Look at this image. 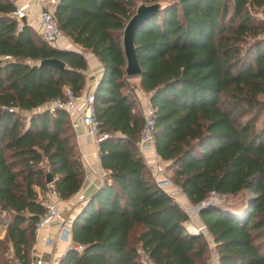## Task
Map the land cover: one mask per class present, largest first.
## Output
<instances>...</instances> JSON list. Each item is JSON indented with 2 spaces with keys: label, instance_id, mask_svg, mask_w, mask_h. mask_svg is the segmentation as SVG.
<instances>
[{
  "label": "trees",
  "instance_id": "obj_1",
  "mask_svg": "<svg viewBox=\"0 0 264 264\" xmlns=\"http://www.w3.org/2000/svg\"><path fill=\"white\" fill-rule=\"evenodd\" d=\"M150 3L156 0H141ZM0 0V264H31L38 189L59 200L83 170L61 109H42L84 85L82 52L44 42ZM134 0H58L62 35L101 65L92 90L103 171L72 217L70 246L57 264H207L209 248L188 216L158 188L135 142L141 118L124 77L121 29ZM138 88L154 116V152L192 205L210 192L249 197L241 214L217 205L198 212L217 264H264V0H177L134 35ZM5 56L9 58H4ZM54 58L62 69L38 62ZM49 174L51 183L45 182Z\"/></svg>",
  "mask_w": 264,
  "mask_h": 264
},
{
  "label": "built area",
  "instance_id": "obj_2",
  "mask_svg": "<svg viewBox=\"0 0 264 264\" xmlns=\"http://www.w3.org/2000/svg\"><path fill=\"white\" fill-rule=\"evenodd\" d=\"M12 2V0H10ZM58 0H30L19 5H14L10 16L17 21V27L22 25V21L30 26L39 37L49 45L59 48V40L63 37L54 19V10ZM4 58H9L5 56ZM92 85H88L81 93L75 94L69 87L63 88L62 99L50 101L42 106V109H61L68 118L71 129L82 125L85 128L86 137L97 145L101 140L108 137L106 133L100 132L97 120L95 118V108L93 104ZM141 118V127L135 146L141 156L146 152H154V116L153 110L148 102L147 96L140 94L134 96ZM162 162V161H161ZM164 163V162H163ZM165 166L158 161L154 155L149 171L154 179L155 185L162 189L166 195L174 199L181 194L178 187L173 185L167 177H162ZM56 193L49 188L38 200L43 208V214L38 218L34 225V230L54 223L57 227V236L55 238L45 237L44 243L54 245L56 241H62L72 246L76 251L81 250V246L73 244L71 240V222L72 217L65 215V207L56 202ZM223 195L210 192L208 197L202 202L186 208L183 211L188 216L198 214L201 207L207 202L221 204ZM186 223V229L193 234H201L207 245L213 247L212 239L208 234L203 223L198 226ZM213 257L216 259L214 253ZM141 261L145 264H152L143 252H140ZM57 260H52L50 264H57ZM33 264H41L40 259H36Z\"/></svg>",
  "mask_w": 264,
  "mask_h": 264
},
{
  "label": "crops",
  "instance_id": "obj_3",
  "mask_svg": "<svg viewBox=\"0 0 264 264\" xmlns=\"http://www.w3.org/2000/svg\"><path fill=\"white\" fill-rule=\"evenodd\" d=\"M30 2V0H12L13 5H19L23 2ZM61 49H71L80 51L83 54L86 63V69L84 70V85L83 89H86L88 85H92V88L96 85L100 75H101V65L96 57L91 53L86 51H81V49L70 42L68 38L63 36L59 40L58 44ZM127 79V78H126ZM129 84L133 88V96L140 95L144 93L137 86L136 82H132L127 79ZM70 142L73 145L74 151L78 154L80 163L83 170V179L79 189L67 200H59L56 198V202L59 205H63L66 209L65 215L73 217L76 212H78L80 206L88 199V197L99 187L103 171L99 165L98 160V147L94 145L91 140H89L85 135V128L82 125L77 126L74 129H71V138ZM155 152H146L142 155L143 161L147 168L149 169L153 160ZM157 157V156H156ZM158 161L165 166L164 174L162 177L168 178V170L166 169L167 163ZM38 198L42 195L36 189ZM183 210L193 206L186 197L181 193L173 199ZM186 223L194 226L201 224V219L198 214H193L190 216L189 221ZM185 223V225H186ZM187 224V225H188ZM4 234V229L0 226V238ZM57 236V227L54 223H51L37 232H35L34 241L30 249V256L32 257L31 264L34 263L36 259L41 260V264H50L52 260H57L63 255V253L70 247L68 243L62 241H56L52 245L44 243L45 237L55 238ZM210 252L207 264H217V260L213 257V247L208 246Z\"/></svg>",
  "mask_w": 264,
  "mask_h": 264
},
{
  "label": "water",
  "instance_id": "obj_4",
  "mask_svg": "<svg viewBox=\"0 0 264 264\" xmlns=\"http://www.w3.org/2000/svg\"><path fill=\"white\" fill-rule=\"evenodd\" d=\"M177 0H156L150 3H144L141 0H134V10L132 15L125 21L121 29L120 45L124 58L123 73L124 77L138 78L141 74V68L137 61L135 46H134V35L138 28L156 13L162 11L166 7L175 4ZM24 24V21H22ZM39 66L42 67H53L62 69L64 64L54 58H47L38 62ZM45 182L51 183V177L49 174L45 176ZM216 205L214 202L205 203L199 211L204 208H212Z\"/></svg>",
  "mask_w": 264,
  "mask_h": 264
},
{
  "label": "rangeland",
  "instance_id": "obj_5",
  "mask_svg": "<svg viewBox=\"0 0 264 264\" xmlns=\"http://www.w3.org/2000/svg\"><path fill=\"white\" fill-rule=\"evenodd\" d=\"M136 79L137 78H129V80L132 82H136ZM260 99L264 100V96L261 95ZM263 120H264V114L257 123L258 127L262 124ZM169 176H170V173H168V178L170 179ZM248 197H249V193L247 191L243 190L236 195L223 196L222 203L217 205V206L223 210H230V211H233L235 213L241 214L245 209Z\"/></svg>",
  "mask_w": 264,
  "mask_h": 264
}]
</instances>
